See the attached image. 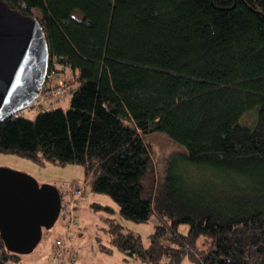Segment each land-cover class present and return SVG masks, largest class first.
<instances>
[{
  "label": "trees",
  "instance_id": "obj_1",
  "mask_svg": "<svg viewBox=\"0 0 264 264\" xmlns=\"http://www.w3.org/2000/svg\"><path fill=\"white\" fill-rule=\"evenodd\" d=\"M5 1L38 19L72 88L66 109L0 122V151L82 165L121 218L153 221L144 245L105 219L145 264H264V0ZM153 133L181 149L162 173ZM20 257L0 238V264Z\"/></svg>",
  "mask_w": 264,
  "mask_h": 264
},
{
  "label": "water",
  "instance_id": "obj_2",
  "mask_svg": "<svg viewBox=\"0 0 264 264\" xmlns=\"http://www.w3.org/2000/svg\"><path fill=\"white\" fill-rule=\"evenodd\" d=\"M48 46L38 19L0 0V122L32 106L41 90ZM57 186L0 167V238L7 250L30 253L61 209Z\"/></svg>",
  "mask_w": 264,
  "mask_h": 264
},
{
  "label": "rangeland",
  "instance_id": "obj_3",
  "mask_svg": "<svg viewBox=\"0 0 264 264\" xmlns=\"http://www.w3.org/2000/svg\"><path fill=\"white\" fill-rule=\"evenodd\" d=\"M50 62V60H49ZM54 75L57 77L62 87L66 88L65 94L46 98L42 91L39 96H44L42 103H35L21 111L26 117H33L37 108L61 106L63 109L69 106V90L71 85L65 84L63 77L64 67L58 62L53 63ZM46 84L41 86V90ZM146 141L153 150V160L160 173L163 172L166 159L170 154L179 152L181 149L167 136L160 133H153L146 136ZM0 167L14 169L27 173L34 177L38 183H49L59 188L62 183H77L84 185L85 195L75 202V214L77 215L76 225L67 233L68 248L60 254L56 264H145L139 259L124 255L116 250L110 243L109 233L106 231L107 217L119 222L125 229L132 231L140 236L144 245L148 244V236L153 231V221L134 222L129 219L121 218L118 214V207L107 195L92 192L87 180L84 179L83 166L77 163L56 164L46 161L37 163L18 154L0 151ZM193 166H187L185 176L196 177L199 180L207 178ZM214 177H212L213 179ZM211 179V180H212ZM212 182H217L213 180ZM97 203L108 208L92 209L91 204ZM180 231H186L187 225L179 226ZM64 235L62 220L57 218L54 225L45 230L41 240L36 247L27 254H22L17 264H52L53 261V242ZM105 248V250H104ZM180 264H191L185 257Z\"/></svg>",
  "mask_w": 264,
  "mask_h": 264
},
{
  "label": "built area",
  "instance_id": "obj_4",
  "mask_svg": "<svg viewBox=\"0 0 264 264\" xmlns=\"http://www.w3.org/2000/svg\"><path fill=\"white\" fill-rule=\"evenodd\" d=\"M50 60V62H49ZM55 62L54 58H48V64L43 80V84H46V87L42 91L44 93L46 98L50 97H55V96H62L65 94V91H67L66 88L62 87L60 82H58L57 77L54 75V68H53V63ZM40 92L38 93V96L35 100V103L39 102L42 103L45 99L44 96H39ZM45 102V101H44ZM46 109L47 107H43ZM59 191L60 195L61 192H67V194H73V198H63L61 202V209L59 212L60 219L62 220V228L64 230V235L62 237H58L54 242H53V247H54V252H53V261L52 264H56L55 261L57 257L62 254L64 251H66V248H68V238H67V233L76 225L77 223V215L75 214V210L73 208V204L75 200L85 193V187L84 185H80L77 183H62L59 186Z\"/></svg>",
  "mask_w": 264,
  "mask_h": 264
},
{
  "label": "bare ground",
  "instance_id": "obj_5",
  "mask_svg": "<svg viewBox=\"0 0 264 264\" xmlns=\"http://www.w3.org/2000/svg\"><path fill=\"white\" fill-rule=\"evenodd\" d=\"M61 195H63V193H61Z\"/></svg>",
  "mask_w": 264,
  "mask_h": 264
}]
</instances>
